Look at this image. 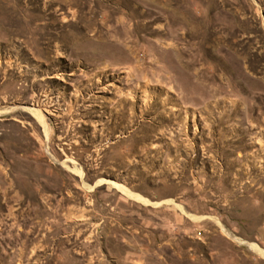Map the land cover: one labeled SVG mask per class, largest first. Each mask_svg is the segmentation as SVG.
<instances>
[{
    "label": "rangeland",
    "instance_id": "rangeland-1",
    "mask_svg": "<svg viewBox=\"0 0 264 264\" xmlns=\"http://www.w3.org/2000/svg\"><path fill=\"white\" fill-rule=\"evenodd\" d=\"M0 264H264V0H0Z\"/></svg>",
    "mask_w": 264,
    "mask_h": 264
},
{
    "label": "bare ground",
    "instance_id": "bare-ground-1",
    "mask_svg": "<svg viewBox=\"0 0 264 264\" xmlns=\"http://www.w3.org/2000/svg\"><path fill=\"white\" fill-rule=\"evenodd\" d=\"M124 192H125L128 196H130V197H132V198H135V199H138V197H137L134 193L129 192V191H127V190H125ZM250 246L257 250V247H256L254 244L250 243ZM259 251H260V250H259Z\"/></svg>",
    "mask_w": 264,
    "mask_h": 264
}]
</instances>
